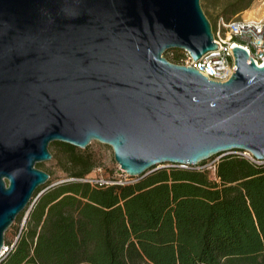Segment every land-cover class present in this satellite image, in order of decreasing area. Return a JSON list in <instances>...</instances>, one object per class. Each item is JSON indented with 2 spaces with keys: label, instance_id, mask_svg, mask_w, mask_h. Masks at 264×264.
Returning a JSON list of instances; mask_svg holds the SVG:
<instances>
[{
  "label": "water",
  "instance_id": "obj_1",
  "mask_svg": "<svg viewBox=\"0 0 264 264\" xmlns=\"http://www.w3.org/2000/svg\"><path fill=\"white\" fill-rule=\"evenodd\" d=\"M216 45L200 0H0V252L50 141L106 143L133 177L236 149L264 162V62L232 43L217 81L164 55Z\"/></svg>",
  "mask_w": 264,
  "mask_h": 264
},
{
  "label": "trees",
  "instance_id": "obj_2",
  "mask_svg": "<svg viewBox=\"0 0 264 264\" xmlns=\"http://www.w3.org/2000/svg\"><path fill=\"white\" fill-rule=\"evenodd\" d=\"M251 1L224 0L220 14L230 18ZM174 50L166 56L177 62ZM53 143L66 176L35 190L0 264H264V162L236 149L213 170L165 165L98 182L82 179L101 166L92 152Z\"/></svg>",
  "mask_w": 264,
  "mask_h": 264
},
{
  "label": "built area",
  "instance_id": "obj_3",
  "mask_svg": "<svg viewBox=\"0 0 264 264\" xmlns=\"http://www.w3.org/2000/svg\"><path fill=\"white\" fill-rule=\"evenodd\" d=\"M212 32L213 39L217 44L215 48L207 50L197 59H194L188 50L179 48L180 54L177 56L176 63L192 65L209 79L224 81L230 76L234 66L233 51L230 45L237 43L247 47L249 55L254 58L257 64H263L264 17L232 16L226 18L220 14L217 16L214 26H212ZM174 49H167L164 52L165 55H174ZM240 152L253 159L250 153L246 151ZM101 168V166H96L94 171L97 175L83 177L82 179L98 182H127L135 179V177L129 176L120 167L121 171L125 173V177H119L116 180L108 179L107 177H103L102 173L98 171ZM7 251L8 246H3L0 252V260L5 256Z\"/></svg>",
  "mask_w": 264,
  "mask_h": 264
},
{
  "label": "rangeland",
  "instance_id": "obj_4",
  "mask_svg": "<svg viewBox=\"0 0 264 264\" xmlns=\"http://www.w3.org/2000/svg\"><path fill=\"white\" fill-rule=\"evenodd\" d=\"M223 1L224 0H214L213 2V0H200L204 12L207 14L208 18L211 20L212 23L215 22L217 16L220 15V6ZM233 16L264 17V0H252L247 8L234 14ZM53 141H50L48 144V149L52 153V157L49 159L37 161L35 163L36 167L41 168L50 173L49 180H47L45 183H43L40 186L49 185L51 184V182L61 180L66 176V172L62 169V166L57 163L58 160L57 156L60 154L59 153L60 148L56 143H53ZM85 147L89 152L93 153L96 163L101 165L102 168L101 170L98 171L102 173L103 177H108V175H110L114 170L118 175V177H125V173L121 171V169L118 167V163L114 160L113 150L110 145L100 142L98 140H92ZM80 148H84V147H80ZM220 156L221 154H217L207 159H204L203 162H199L196 165V167H208L211 170H213L214 168L213 162H216ZM31 204L27 207V209L23 213L21 221L20 222L13 221V223L4 232L5 245L8 244L9 247L13 245L17 237V232L21 229V227L24 224L26 214Z\"/></svg>",
  "mask_w": 264,
  "mask_h": 264
}]
</instances>
